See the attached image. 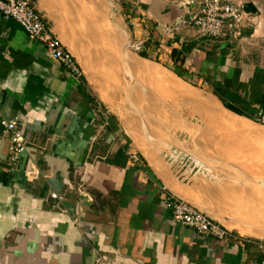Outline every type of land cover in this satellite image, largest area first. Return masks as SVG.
<instances>
[{"label":"crops","instance_id":"crops-1","mask_svg":"<svg viewBox=\"0 0 264 264\" xmlns=\"http://www.w3.org/2000/svg\"><path fill=\"white\" fill-rule=\"evenodd\" d=\"M29 1L80 74L0 15V112L17 121L25 146L13 160L0 128V264H259L262 238L213 213L216 185L180 173L175 114L150 129L132 110L139 88L121 76L125 67L168 72L176 104L188 109L197 94L185 77L196 78L209 96L199 104L254 121L264 115V0H236L242 25L213 41L176 26L199 0ZM115 4L119 18L108 15ZM162 187L231 238L219 243L173 223Z\"/></svg>","mask_w":264,"mask_h":264},{"label":"rangeland","instance_id":"rangeland-1","mask_svg":"<svg viewBox=\"0 0 264 264\" xmlns=\"http://www.w3.org/2000/svg\"><path fill=\"white\" fill-rule=\"evenodd\" d=\"M116 6H109L110 17L114 16ZM114 17L119 18V14ZM147 67V72L137 74L125 67L121 76L126 88L132 87V91L139 88L132 92L137 102L132 104L133 113L146 115L150 129L160 126L157 119L168 126L170 113L175 114L179 144L174 157L180 173L188 176L195 173L205 182L214 183L218 200L213 213L241 227H237L240 233L244 229L254 231L264 240V126L245 121L221 105L210 110L209 104H199V100H207L209 96L204 84L196 78L185 77L196 90L195 109L185 108L181 102L177 105L175 90L171 88L175 78L157 67ZM141 98L146 100L140 105Z\"/></svg>","mask_w":264,"mask_h":264},{"label":"built area","instance_id":"built-area-1","mask_svg":"<svg viewBox=\"0 0 264 264\" xmlns=\"http://www.w3.org/2000/svg\"><path fill=\"white\" fill-rule=\"evenodd\" d=\"M200 8L188 19H178L176 26L189 25L196 31L199 40H219L225 37V29H237L242 25V12L236 0H199ZM0 15L6 20L15 21L25 34L40 43L48 58L73 75L80 74L79 68L65 47L57 37L46 27L43 17L36 11L29 0H0ZM171 30L167 29V32ZM139 50V45L135 46ZM254 122L264 126V115L258 114ZM0 128L8 137V151L16 160L24 152V139L16 120L6 119L0 112ZM162 192L166 194L165 207L170 211L175 224L188 227L198 235L222 243L231 238V232L220 226L206 214L181 199L169 193L165 187ZM56 198V195H51ZM259 251L264 253V240H257ZM94 264H102L97 257ZM264 264V259L259 263Z\"/></svg>","mask_w":264,"mask_h":264},{"label":"trees","instance_id":"trees-1","mask_svg":"<svg viewBox=\"0 0 264 264\" xmlns=\"http://www.w3.org/2000/svg\"><path fill=\"white\" fill-rule=\"evenodd\" d=\"M180 54H181L180 52H176L175 50H172L171 59H172L173 63H177V61H178V62H180V64H182L184 62V58L181 57ZM177 75L180 77L179 74H177ZM224 107L226 109H229V107L227 105H224Z\"/></svg>","mask_w":264,"mask_h":264},{"label":"bare ground","instance_id":"bare-ground-1","mask_svg":"<svg viewBox=\"0 0 264 264\" xmlns=\"http://www.w3.org/2000/svg\"><path fill=\"white\" fill-rule=\"evenodd\" d=\"M185 94V93H184ZM241 231V230H240ZM243 231H245V230H243Z\"/></svg>","mask_w":264,"mask_h":264}]
</instances>
